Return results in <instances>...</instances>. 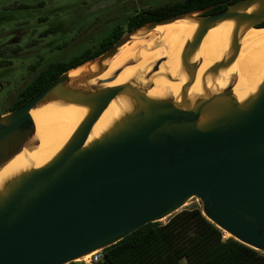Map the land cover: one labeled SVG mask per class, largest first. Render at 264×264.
I'll return each mask as SVG.
<instances>
[{
	"label": "water",
	"instance_id": "95a60500",
	"mask_svg": "<svg viewBox=\"0 0 264 264\" xmlns=\"http://www.w3.org/2000/svg\"><path fill=\"white\" fill-rule=\"evenodd\" d=\"M225 4L216 13L207 14L217 3L126 31L106 51L75 67L91 63L95 69L73 78L69 72L75 68L64 71L27 102L0 115L1 167L35 146L32 109L49 102L87 109L49 161L0 186V264H66L174 214L193 197L215 226L264 253V79L240 101L233 97L232 81L194 100L186 93L198 67L192 56L211 27L234 22L226 55L207 68V75L234 62L242 32L264 28L257 26L264 21V0ZM178 20L196 27L180 53L186 81L176 99L149 97V85L143 88L133 80L104 85L123 68L99 78L118 48ZM164 60L154 61L145 77ZM118 95L131 100L130 108L88 142L93 124Z\"/></svg>",
	"mask_w": 264,
	"mask_h": 264
},
{
	"label": "bare ground",
	"instance_id": "6f19581e",
	"mask_svg": "<svg viewBox=\"0 0 264 264\" xmlns=\"http://www.w3.org/2000/svg\"><path fill=\"white\" fill-rule=\"evenodd\" d=\"M195 27L196 23L193 21L178 20L156 26L143 35L133 37L118 48L114 56L104 62L107 68L99 78L110 76L127 60L133 59V64L123 66L115 79L104 85H116L133 80L143 88L149 85L146 88L149 97L176 99L180 86L186 81V75L180 67V53L186 41L192 37ZM233 29L234 22L226 20L211 27L204 35L192 56V62L198 63V67L195 81L186 92L189 100H194L206 92H217L232 81L233 97L240 101L254 92L264 79V66L261 71L260 69H257V72L249 71L251 64L261 54L260 51H264V28H249L242 32L240 50L234 62L215 74H206L210 65L226 55ZM152 32H157V37L145 43L142 37ZM159 57H164L165 60L160 63L157 71L146 78L145 73ZM96 67V64H85L72 69L69 76L73 78ZM165 75H169L173 80L167 79ZM130 106L129 98L123 95L116 96L93 124L87 141L98 137ZM86 110L83 106L61 102H49L32 109L36 144L31 148L23 149L0 167V186L20 171L39 167L49 161L69 139Z\"/></svg>",
	"mask_w": 264,
	"mask_h": 264
},
{
	"label": "trees",
	"instance_id": "16d2710c",
	"mask_svg": "<svg viewBox=\"0 0 264 264\" xmlns=\"http://www.w3.org/2000/svg\"><path fill=\"white\" fill-rule=\"evenodd\" d=\"M236 0H175L144 7L126 16L125 25H115L93 48L83 49L65 59L49 62L29 80L6 111L27 102L62 72L75 68L106 51L124 32L145 22L201 9L216 13ZM257 26H264V21ZM4 112V113H6ZM103 260L96 264H264V253L233 237L210 222L201 207L183 208L165 223L149 222L118 242L103 249Z\"/></svg>",
	"mask_w": 264,
	"mask_h": 264
},
{
	"label": "rangeland",
	"instance_id": "374dc122",
	"mask_svg": "<svg viewBox=\"0 0 264 264\" xmlns=\"http://www.w3.org/2000/svg\"><path fill=\"white\" fill-rule=\"evenodd\" d=\"M169 1L175 0H0V115L49 62L93 48L115 25L124 26L127 15ZM156 37L152 32L142 39L146 43ZM260 52L249 71L263 68ZM133 62L129 59L118 68ZM193 206L201 207V201L193 197L181 209Z\"/></svg>",
	"mask_w": 264,
	"mask_h": 264
},
{
	"label": "built area",
	"instance_id": "2783aa9c",
	"mask_svg": "<svg viewBox=\"0 0 264 264\" xmlns=\"http://www.w3.org/2000/svg\"><path fill=\"white\" fill-rule=\"evenodd\" d=\"M103 249H97L89 254L75 258L66 264H96L103 260Z\"/></svg>",
	"mask_w": 264,
	"mask_h": 264
}]
</instances>
